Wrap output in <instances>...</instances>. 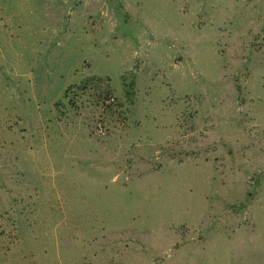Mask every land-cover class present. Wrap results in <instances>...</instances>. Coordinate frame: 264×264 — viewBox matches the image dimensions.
<instances>
[{"label": "rangeland", "instance_id": "rangeland-1", "mask_svg": "<svg viewBox=\"0 0 264 264\" xmlns=\"http://www.w3.org/2000/svg\"><path fill=\"white\" fill-rule=\"evenodd\" d=\"M0 264H264V0H0Z\"/></svg>", "mask_w": 264, "mask_h": 264}, {"label": "built area", "instance_id": "built-area-1", "mask_svg": "<svg viewBox=\"0 0 264 264\" xmlns=\"http://www.w3.org/2000/svg\"><path fill=\"white\" fill-rule=\"evenodd\" d=\"M91 95L95 109L91 120L86 126V132L91 137L104 138L111 133V127L107 125L109 116H113L118 127L124 126L126 116L119 101L111 92L104 81L91 77L78 85L70 86L67 90L68 97L75 103L79 97Z\"/></svg>", "mask_w": 264, "mask_h": 264}, {"label": "crops", "instance_id": "crops-1", "mask_svg": "<svg viewBox=\"0 0 264 264\" xmlns=\"http://www.w3.org/2000/svg\"><path fill=\"white\" fill-rule=\"evenodd\" d=\"M80 75V74H79ZM78 74L75 76V73H74V76H73V78H72V80L71 81H66L65 83H64V85H63V87H62V91H63V96H64V99H63V101L64 102H58V104H64V103H66V98H67V87L69 86V85H73L74 83H76V85H78L80 82H81V80L80 81H78L79 80V77H81V76H79ZM70 83H73V84H70ZM60 112H62V109H60ZM51 113L54 115V112H52V110H51ZM56 116L58 117V119L60 118V114L59 113H57L56 114ZM61 121H63V119H61ZM56 123V122H55ZM61 123H63V122H61ZM53 125H56V129H58V127L59 128H61V126L57 123V124H53ZM51 128V127H50ZM51 130H49V136H50V138H51V140L53 139V137L51 136V132H50ZM58 136H61L60 135V133L58 132L57 133V136H55V138L57 139V140H53L54 141V143H58L59 141H60V139L58 138Z\"/></svg>", "mask_w": 264, "mask_h": 264}, {"label": "trees", "instance_id": "trees-1", "mask_svg": "<svg viewBox=\"0 0 264 264\" xmlns=\"http://www.w3.org/2000/svg\"><path fill=\"white\" fill-rule=\"evenodd\" d=\"M66 104L68 103V104H71V103H73V101L68 97V95H67V98H66Z\"/></svg>", "mask_w": 264, "mask_h": 264}]
</instances>
